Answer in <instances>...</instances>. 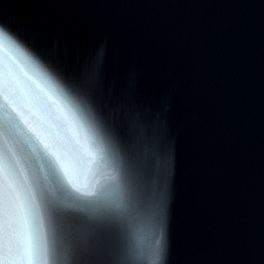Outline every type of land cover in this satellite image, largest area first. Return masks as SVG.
Here are the masks:
<instances>
[{
	"label": "water",
	"instance_id": "obj_1",
	"mask_svg": "<svg viewBox=\"0 0 264 264\" xmlns=\"http://www.w3.org/2000/svg\"><path fill=\"white\" fill-rule=\"evenodd\" d=\"M9 61L81 189L29 153L31 264H264V0H0Z\"/></svg>",
	"mask_w": 264,
	"mask_h": 264
},
{
	"label": "snow or ice",
	"instance_id": "obj_2",
	"mask_svg": "<svg viewBox=\"0 0 264 264\" xmlns=\"http://www.w3.org/2000/svg\"><path fill=\"white\" fill-rule=\"evenodd\" d=\"M57 111L23 68L14 61L0 62V264H19L25 258L31 264L37 250L31 224L35 196L25 170L29 153L42 156L63 173L66 185L56 189L58 197L65 195V186L81 191ZM44 203L56 215L55 203H49L47 195Z\"/></svg>",
	"mask_w": 264,
	"mask_h": 264
}]
</instances>
